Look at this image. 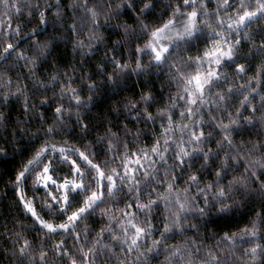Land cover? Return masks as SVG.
Masks as SVG:
<instances>
[{"label": "clouds", "instance_id": "1", "mask_svg": "<svg viewBox=\"0 0 264 264\" xmlns=\"http://www.w3.org/2000/svg\"><path fill=\"white\" fill-rule=\"evenodd\" d=\"M0 264H264V0H0Z\"/></svg>", "mask_w": 264, "mask_h": 264}]
</instances>
